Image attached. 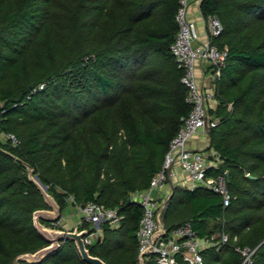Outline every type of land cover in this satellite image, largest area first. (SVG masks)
Segmentation results:
<instances>
[{"label":"trees","instance_id":"trees-1","mask_svg":"<svg viewBox=\"0 0 264 264\" xmlns=\"http://www.w3.org/2000/svg\"><path fill=\"white\" fill-rule=\"evenodd\" d=\"M177 7L178 0H0V126L19 138L0 139V264H88L71 240L37 262L15 260L47 243L32 220L47 204L22 162L1 148L33 165L61 209L69 197L118 208V226L102 223L104 237L87 246L107 264H138L142 208L128 197L161 169L190 109L169 48ZM200 10L223 26L214 41L227 54L210 109L218 123L206 149L222 160L212 173L229 170L231 200L224 205L205 186H174L162 220L167 229L189 222L213 242L228 233L202 249L201 264H241L237 246L255 249L248 264H264V0H200Z\"/></svg>","mask_w":264,"mask_h":264},{"label":"built area","instance_id":"built-area-1","mask_svg":"<svg viewBox=\"0 0 264 264\" xmlns=\"http://www.w3.org/2000/svg\"><path fill=\"white\" fill-rule=\"evenodd\" d=\"M192 0H178L175 20L178 24L173 41L170 43V51L177 61L178 67L183 68L181 81L187 87L186 100L190 103L188 113L181 117L178 130L170 139L168 149L164 154L163 164L151 178L149 186L145 189H137L130 195L131 200L136 201L142 208V215L136 229L138 250L143 251L150 246V251L145 258H153L157 264H201L203 262L202 249L204 238L198 236L189 222L175 228L167 229L159 235L154 242L152 235L158 229L160 209L165 208L169 195H155L154 191L163 193L167 186H174L178 175L177 167H180L189 182L190 188L205 186L221 194L223 204H229L231 193L227 186L226 169L212 173L217 169L222 160L215 150L194 149L189 147L188 141L196 134L215 126L218 118L210 114L215 97V83L221 74V68L225 64L226 48H220L214 38L222 31L223 26L219 17L215 14L204 16L203 36L197 29L196 22L189 17L188 10ZM200 4V0H197ZM202 60L210 67L209 83L200 84L197 79V63ZM39 87H43L40 84ZM0 137L9 140L13 145L19 143L18 136L12 131H4L0 126ZM209 156H214L209 158ZM69 201H73L69 197ZM80 209L79 224H88L87 233L83 236L86 244L92 243L99 235L102 223H119L123 215L118 208L105 206L103 203L90 201ZM162 209V211H163ZM229 236L222 233L219 243H225ZM218 243V242H209ZM237 250L243 253L241 264L252 261L254 248L249 246H237Z\"/></svg>","mask_w":264,"mask_h":264},{"label":"water","instance_id":"water-1","mask_svg":"<svg viewBox=\"0 0 264 264\" xmlns=\"http://www.w3.org/2000/svg\"><path fill=\"white\" fill-rule=\"evenodd\" d=\"M11 156L17 158L26 167L28 177L33 181L40 192L43 195L44 201L47 204L46 207L37 208L33 211L32 220L33 225L38 231V233L47 242L44 246L34 250L26 251L18 254L16 256V261H27V262H37L41 260L44 256L50 252L58 249L61 243L65 240H71L74 242L76 249L80 255V258L88 264H107L106 261L99 255L92 254L84 241L83 236L87 233V228H79L78 225L74 226L72 229L63 228L60 226L53 225V223L58 222L62 216V209L56 198L47 190V185L44 184L37 174L34 172V167L28 161L18 157L16 154L1 148ZM227 181L229 179V170L225 171ZM131 197H128V201ZM74 203V202H73ZM81 204V206H83ZM162 209H160L157 216L158 219V229L152 235L151 241L154 242L159 235L166 232L167 227L162 220ZM48 222L50 224H48ZM150 251V246H147L143 251H140L137 255L139 264H146L145 255Z\"/></svg>","mask_w":264,"mask_h":264},{"label":"crops","instance_id":"crops-1","mask_svg":"<svg viewBox=\"0 0 264 264\" xmlns=\"http://www.w3.org/2000/svg\"><path fill=\"white\" fill-rule=\"evenodd\" d=\"M188 14H189V17L192 18L196 22L197 29L200 32V34L203 36V34H204V19L205 18H204L203 14L200 10V4L197 0L191 1L190 6H189V10H188ZM209 68L210 67L208 66V64L202 60H200L197 63L196 74H197V79H198L200 84L209 83V78H210L209 75H210V71H211ZM209 142H210V137L207 139V137L205 135L198 133L188 141V145H189V147L194 148V149H204L205 150L206 148H208V146L210 144ZM177 170H178V175L176 178V184L174 186L190 188L188 186L189 182L186 180L184 174L181 173L179 166L177 167ZM174 186H167L165 189L162 190L163 193H161V192L158 193V191H154V194L155 195L168 194L170 197V195L172 193V187H174ZM73 213L77 214L78 218H79L77 223H75V224L72 222ZM79 220H80L79 206L74 204L73 201H69V199H68L66 209L65 210L62 209V216L59 219V221L60 222L62 221V223H64V224H62L63 226L61 224H58V225L59 226L61 225L60 227H63V228L72 229L74 226L79 224ZM118 224L119 223H115V224H111V225L118 226ZM58 225H56V226H58ZM135 233H136V231H135ZM222 233H227V232H222ZM222 233H221V235H222ZM216 235H217V232L213 234V236H216ZM221 235H220V238H221ZM202 238H204L203 240H205L203 243L204 247L211 244L209 242H213L208 237H202ZM220 238H219V240H220ZM219 240H217L215 242H219ZM138 253H139V250L137 252V255H138Z\"/></svg>","mask_w":264,"mask_h":264},{"label":"rangeland","instance_id":"rangeland-1","mask_svg":"<svg viewBox=\"0 0 264 264\" xmlns=\"http://www.w3.org/2000/svg\"><path fill=\"white\" fill-rule=\"evenodd\" d=\"M216 104H217V102H214L213 103V108H211V109H214L215 108V106H216ZM230 107V106H229ZM209 112H210V114H214V113H211V111L209 110ZM216 115V114H215ZM210 129V128H209ZM209 129H205L204 131H201L200 132V134H203V135H205L206 137H207V139L210 137V135H209ZM0 139L2 140V141H6L5 140V138H2V137H0ZM207 154V156H209V154H208V152L206 153ZM211 156H209V158H210ZM67 205V204H66ZM66 205L63 207V210H65L66 209ZM78 215L77 214H74L73 213V217H72V222L75 224V223H77V221H78ZM48 224H50V223H48ZM58 224H64V223H62V221L60 222V221H58V222H55V223H53V225H58ZM110 224V223H109ZM115 224V223H114ZM60 225V226H61ZM59 226V225H58ZM63 226V225H62ZM99 230V237H101V238H103L104 237V232H103V228H99L98 229Z\"/></svg>","mask_w":264,"mask_h":264},{"label":"clouds","instance_id":"clouds-1","mask_svg":"<svg viewBox=\"0 0 264 264\" xmlns=\"http://www.w3.org/2000/svg\"><path fill=\"white\" fill-rule=\"evenodd\" d=\"M145 259H147V258H145Z\"/></svg>","mask_w":264,"mask_h":264}]
</instances>
